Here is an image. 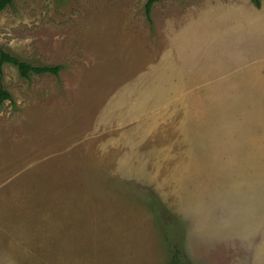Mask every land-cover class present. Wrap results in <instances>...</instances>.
I'll list each match as a JSON object with an SVG mask.
<instances>
[{
    "label": "rangeland",
    "instance_id": "rangeland-1",
    "mask_svg": "<svg viewBox=\"0 0 264 264\" xmlns=\"http://www.w3.org/2000/svg\"><path fill=\"white\" fill-rule=\"evenodd\" d=\"M145 4L1 12L0 264H264V0Z\"/></svg>",
    "mask_w": 264,
    "mask_h": 264
},
{
    "label": "trees",
    "instance_id": "trees-1",
    "mask_svg": "<svg viewBox=\"0 0 264 264\" xmlns=\"http://www.w3.org/2000/svg\"><path fill=\"white\" fill-rule=\"evenodd\" d=\"M14 0H0V14L3 10H5L7 7H10L12 5ZM251 3L256 8H261L262 6V0H250ZM158 0H146L145 4V13L146 16L149 17L150 13L152 11V8L155 3H157ZM5 64H11L15 66L18 69L19 75L28 80L32 75H42L46 73H51L53 75H58L60 67H38L33 66L31 64H28L26 62L20 61L18 58L11 56L10 54L4 52L2 49H0V72L2 73V68ZM5 100H11V96L5 91H0V103H3ZM176 258H179L176 256Z\"/></svg>",
    "mask_w": 264,
    "mask_h": 264
}]
</instances>
